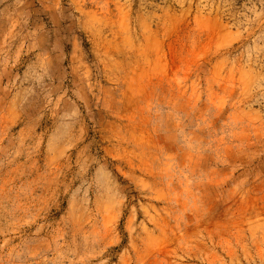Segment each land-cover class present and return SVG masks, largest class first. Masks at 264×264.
I'll return each mask as SVG.
<instances>
[{
    "label": "rangeland",
    "instance_id": "rangeland-1",
    "mask_svg": "<svg viewBox=\"0 0 264 264\" xmlns=\"http://www.w3.org/2000/svg\"><path fill=\"white\" fill-rule=\"evenodd\" d=\"M0 264H264V0H0Z\"/></svg>",
    "mask_w": 264,
    "mask_h": 264
}]
</instances>
